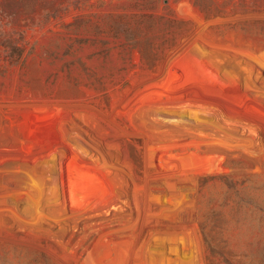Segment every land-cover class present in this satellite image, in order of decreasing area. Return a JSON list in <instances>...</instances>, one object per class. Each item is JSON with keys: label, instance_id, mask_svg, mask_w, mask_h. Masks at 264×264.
Instances as JSON below:
<instances>
[{"label": "rangeland", "instance_id": "1", "mask_svg": "<svg viewBox=\"0 0 264 264\" xmlns=\"http://www.w3.org/2000/svg\"><path fill=\"white\" fill-rule=\"evenodd\" d=\"M0 264H264V0H0Z\"/></svg>", "mask_w": 264, "mask_h": 264}]
</instances>
